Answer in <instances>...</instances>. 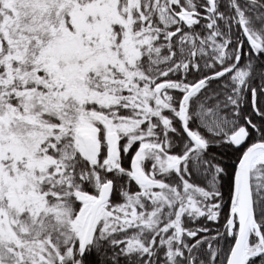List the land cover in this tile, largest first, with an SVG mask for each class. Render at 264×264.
Instances as JSON below:
<instances>
[{
    "label": "snow or ice",
    "instance_id": "1",
    "mask_svg": "<svg viewBox=\"0 0 264 264\" xmlns=\"http://www.w3.org/2000/svg\"><path fill=\"white\" fill-rule=\"evenodd\" d=\"M0 264H264V0H0Z\"/></svg>",
    "mask_w": 264,
    "mask_h": 264
}]
</instances>
